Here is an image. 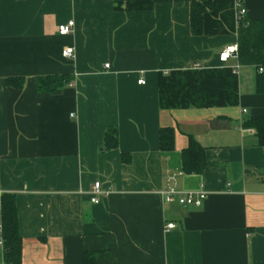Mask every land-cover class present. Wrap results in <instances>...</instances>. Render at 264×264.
I'll return each instance as SVG.
<instances>
[{
  "label": "crops",
  "instance_id": "obj_1",
  "mask_svg": "<svg viewBox=\"0 0 264 264\" xmlns=\"http://www.w3.org/2000/svg\"><path fill=\"white\" fill-rule=\"evenodd\" d=\"M204 1L192 36L190 3ZM242 7L264 21V0ZM237 20L235 0H0V198H15L20 264H82L85 251L95 264H264V152L242 127L264 117V95L256 68L218 62ZM59 74L74 79L59 95L35 92ZM15 77L22 89L5 85ZM189 140L204 148L199 175L181 170ZM93 182L114 192L91 205ZM167 187L207 197L163 204Z\"/></svg>",
  "mask_w": 264,
  "mask_h": 264
},
{
  "label": "trees",
  "instance_id": "obj_2",
  "mask_svg": "<svg viewBox=\"0 0 264 264\" xmlns=\"http://www.w3.org/2000/svg\"><path fill=\"white\" fill-rule=\"evenodd\" d=\"M241 5L244 0H238ZM210 8L208 1L191 2L189 6V26L192 36L202 34V19ZM237 60L241 66L257 69L255 78V92L264 95V21H247L243 16L237 20ZM69 75H46L34 80V89L38 94L59 95L63 88L73 82ZM5 85L12 89H22L25 85L23 77L6 78ZM247 130L254 131L256 144L264 152V117H252L242 124ZM160 151L170 152L173 147V132L170 128L159 129ZM187 147L182 150L181 170L183 174L199 175L206 169L204 148L195 141L189 140ZM103 146L106 151L115 150L117 146V131L115 128L105 130ZM120 161L128 163V155H121ZM0 223L2 226L1 238H3V259L5 264H20L21 239L18 236L17 210L15 198L11 194H3L0 198ZM82 264H95V253L85 251Z\"/></svg>",
  "mask_w": 264,
  "mask_h": 264
},
{
  "label": "built area",
  "instance_id": "obj_3",
  "mask_svg": "<svg viewBox=\"0 0 264 264\" xmlns=\"http://www.w3.org/2000/svg\"><path fill=\"white\" fill-rule=\"evenodd\" d=\"M235 8L237 10V19L241 16H244L245 9H243L241 3L238 0H235ZM59 36H68L73 32V21L67 22L65 24H60L57 26ZM61 58L70 61L73 57V51L70 48H65L61 51ZM218 62L226 63L230 59L237 58V44L235 45H225L220 53L218 54ZM105 69L108 68V65L103 66ZM138 85L143 84V80L137 81ZM114 190L106 186L104 187L100 182H93L92 186L89 189V203L92 205L98 204L102 199L107 198L111 195ZM156 194L159 196L163 204L170 203L173 200L181 207H193L199 208L203 205V201L207 197V193L204 190L195 191V192H185L177 191L172 187H167L166 191H158ZM174 228L172 223H168L165 227V231ZM2 226L0 223V251L2 253V258H0V264H5L3 259V238H1Z\"/></svg>",
  "mask_w": 264,
  "mask_h": 264
}]
</instances>
